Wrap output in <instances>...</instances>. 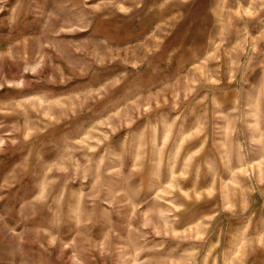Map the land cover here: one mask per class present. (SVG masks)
<instances>
[{
    "label": "rangeland",
    "instance_id": "374dc122",
    "mask_svg": "<svg viewBox=\"0 0 264 264\" xmlns=\"http://www.w3.org/2000/svg\"><path fill=\"white\" fill-rule=\"evenodd\" d=\"M0 264H264V0H0Z\"/></svg>",
    "mask_w": 264,
    "mask_h": 264
}]
</instances>
